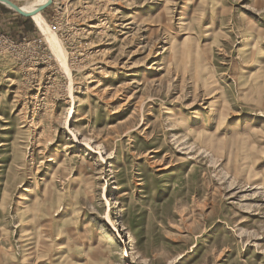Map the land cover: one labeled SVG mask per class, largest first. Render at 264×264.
<instances>
[{"label": "rangeland", "instance_id": "1", "mask_svg": "<svg viewBox=\"0 0 264 264\" xmlns=\"http://www.w3.org/2000/svg\"><path fill=\"white\" fill-rule=\"evenodd\" d=\"M5 8L0 264H264V0Z\"/></svg>", "mask_w": 264, "mask_h": 264}, {"label": "bare ground", "instance_id": "2", "mask_svg": "<svg viewBox=\"0 0 264 264\" xmlns=\"http://www.w3.org/2000/svg\"><path fill=\"white\" fill-rule=\"evenodd\" d=\"M50 2L51 0H32L28 3L19 6V8L22 12L30 15L33 24L37 28L38 32H40L41 35L44 37L46 43L49 46V49L54 54L57 64L62 70H64L69 75V68L67 65V54L65 48L63 47L57 36L54 34V32H52L51 28L41 15L42 9L46 7ZM39 5H41V7L39 10L36 11V7ZM90 28L98 29L96 25H91ZM7 81H9V79H7ZM71 90V86H69V95L71 94Z\"/></svg>", "mask_w": 264, "mask_h": 264}, {"label": "water", "instance_id": "3", "mask_svg": "<svg viewBox=\"0 0 264 264\" xmlns=\"http://www.w3.org/2000/svg\"><path fill=\"white\" fill-rule=\"evenodd\" d=\"M0 4L4 5L6 8L10 9L11 11L15 12L17 15H19L22 18L28 19L30 18L29 14H26L20 10V8L13 4L10 0H0ZM41 5L36 7V11L39 10ZM43 10V9H42Z\"/></svg>", "mask_w": 264, "mask_h": 264}, {"label": "built area", "instance_id": "4", "mask_svg": "<svg viewBox=\"0 0 264 264\" xmlns=\"http://www.w3.org/2000/svg\"><path fill=\"white\" fill-rule=\"evenodd\" d=\"M14 46H15L14 42L10 40L8 36H6L4 30L0 26V48L11 49L14 48Z\"/></svg>", "mask_w": 264, "mask_h": 264}, {"label": "crops", "instance_id": "5", "mask_svg": "<svg viewBox=\"0 0 264 264\" xmlns=\"http://www.w3.org/2000/svg\"><path fill=\"white\" fill-rule=\"evenodd\" d=\"M5 9H8V8H5ZM8 10H10V9H8ZM16 15H17V14H16ZM17 16H19V15H17ZM19 17H20V16H19ZM20 18H21V17H20ZM22 19H25V18H22ZM1 24H2V23L0 22V26H1ZM1 27H2V26H1Z\"/></svg>", "mask_w": 264, "mask_h": 264}]
</instances>
